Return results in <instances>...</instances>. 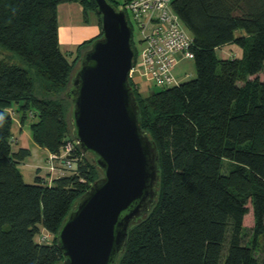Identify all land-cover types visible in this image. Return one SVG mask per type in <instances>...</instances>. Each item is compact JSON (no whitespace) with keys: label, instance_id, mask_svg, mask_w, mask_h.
<instances>
[{"label":"trees","instance_id":"1","mask_svg":"<svg viewBox=\"0 0 264 264\" xmlns=\"http://www.w3.org/2000/svg\"><path fill=\"white\" fill-rule=\"evenodd\" d=\"M69 2L82 6L85 20L93 12L100 27L92 0H0V47L13 54L0 57V264L60 262L57 231L101 176L92 154L76 145L72 169L25 183L18 165L29 150L11 147L12 106L21 120L34 117L39 146L57 151L74 140L70 100L61 93L101 29L69 59L57 20V6ZM172 7L193 38L196 76L147 94L129 80L160 175L155 203L130 224L115 264H264V0H173ZM239 30L245 35L235 36ZM131 43L137 55L132 33ZM229 43L242 56L219 59L216 49ZM41 230L52 235L49 242L39 241Z\"/></svg>","mask_w":264,"mask_h":264},{"label":"water","instance_id":"2","mask_svg":"<svg viewBox=\"0 0 264 264\" xmlns=\"http://www.w3.org/2000/svg\"><path fill=\"white\" fill-rule=\"evenodd\" d=\"M101 35L84 49L65 96L72 136L91 153L99 179L76 200L57 231V264H115L132 222L156 201V146L142 128L129 83L134 49L125 12L108 0H92Z\"/></svg>","mask_w":264,"mask_h":264},{"label":"built area","instance_id":"3","mask_svg":"<svg viewBox=\"0 0 264 264\" xmlns=\"http://www.w3.org/2000/svg\"><path fill=\"white\" fill-rule=\"evenodd\" d=\"M172 2L173 0H126L119 7L127 12L143 42V47L137 54V63L129 71V78L132 77L135 83L142 84L145 80L159 88L178 84L179 80L174 76L173 69L180 59L193 58V38L173 10ZM137 75L143 76V79L136 81ZM140 88H143V84ZM76 145L75 140L66 139L57 151H49L44 165L46 178L54 179L73 168ZM47 235L40 233L39 241L49 242Z\"/></svg>","mask_w":264,"mask_h":264},{"label":"crops","instance_id":"4","mask_svg":"<svg viewBox=\"0 0 264 264\" xmlns=\"http://www.w3.org/2000/svg\"><path fill=\"white\" fill-rule=\"evenodd\" d=\"M87 16L90 18V22L85 24L83 23V8L78 2L61 3L57 6L58 38L61 51L71 50L75 56V50L78 44L82 42L81 40L85 41V39L99 34L100 27L97 16L93 12H88ZM242 35H245L243 30L235 32V36ZM216 55L219 59L240 58L242 56V49L233 43H229L218 47ZM74 56H69V59H72ZM142 79L143 76L137 75L135 77L136 81H141ZM178 80L181 81V78H178ZM142 89L147 91V86L143 85ZM8 111L12 120V151H17L19 148L29 150V155L18 165L22 176L24 177L22 170H25L32 172L33 178L36 176L40 177L44 182L51 180V178H46V170L41 169L44 167L45 158L49 150L39 146L32 138L30 125L35 120L34 117L28 115L24 120H21V114L15 110V106H12ZM37 155L39 159L35 158Z\"/></svg>","mask_w":264,"mask_h":264},{"label":"rangeland","instance_id":"5","mask_svg":"<svg viewBox=\"0 0 264 264\" xmlns=\"http://www.w3.org/2000/svg\"><path fill=\"white\" fill-rule=\"evenodd\" d=\"M115 1L118 2V6H121V4L123 3V0H115ZM89 22H90V18L88 16H87L86 20L83 17V23L88 24ZM88 30H90V29H88ZM131 33H132V40H133V43H134V47H135V50H136V54H138L140 52V50L142 49V47H143V42H141L140 37H139L138 30H137V28L135 26L132 27ZM88 39H90V37ZM88 39H85V40H88ZM81 41L83 42L84 40H81ZM65 52L69 56H72V55L74 56V54H72L73 52H71V50H67ZM75 52H76V50H75ZM12 55L13 54L11 52H8L7 50H5V49H3V48L0 47V57L6 58L8 60H11ZM218 55L220 56V54H218ZM136 63H137V55H135V57H134V61H133L134 66H135ZM74 66L75 67H74V70L72 72H74L75 69H77L79 67L78 60L76 61V63H75ZM173 74L176 77V79L181 78V81H183V80H189V79L194 78L196 76V70H195L193 58L180 59L178 61L177 65L175 66V68L173 69ZM260 77H261V79H263V77H264L263 73L260 74ZM129 80L133 81L132 80V77L129 78ZM144 81H142V84L145 87L147 86V91H145L144 89L140 88V86L142 84L135 83L133 81L137 85L138 90L142 94H147L150 91L159 89V87H156V86L152 85L151 82L145 81L146 82L145 83ZM238 84L241 85V82H238ZM64 93H65V91L62 92L61 94H64ZM67 122H68L69 130L71 132L72 131L71 103H69V107H68ZM39 155H40V153H39ZM35 158L39 159V156L37 155ZM44 165H45V162H44ZM41 169L45 171V166L43 168H41ZM97 170H98V173H100L99 169H97ZM22 173L24 175L23 180L25 181V183H29L30 184V183H33L34 182V178H33V173L32 172H28V171H25V170L23 171L22 170ZM247 206H248V212L243 217L244 241H246V242L251 238L252 227H253V213H252V208H251L250 201H248ZM42 232L45 235L48 234L47 236L50 239H52V235L51 234H49L46 231H42L41 230L40 233H42ZM259 260H260V258L258 257V261Z\"/></svg>","mask_w":264,"mask_h":264}]
</instances>
